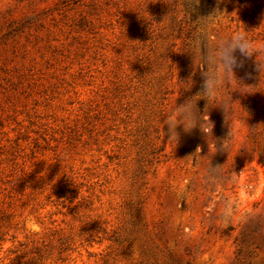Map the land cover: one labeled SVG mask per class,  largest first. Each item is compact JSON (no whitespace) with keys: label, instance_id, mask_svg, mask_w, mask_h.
<instances>
[{"label":"rangeland","instance_id":"374dc122","mask_svg":"<svg viewBox=\"0 0 264 264\" xmlns=\"http://www.w3.org/2000/svg\"><path fill=\"white\" fill-rule=\"evenodd\" d=\"M234 31L264 0H0V264H264V52L201 96Z\"/></svg>","mask_w":264,"mask_h":264},{"label":"clouds","instance_id":"9594fccd","mask_svg":"<svg viewBox=\"0 0 264 264\" xmlns=\"http://www.w3.org/2000/svg\"><path fill=\"white\" fill-rule=\"evenodd\" d=\"M217 19L223 22L222 17ZM239 52L241 57H250L254 51L264 52V44L259 47L253 46V41L246 34L239 31L228 32L212 42L207 60L213 66V71L203 81L201 96L209 99L223 98L224 108H230L227 98L224 96L225 83L233 78L234 68H242V61H238L234 53ZM189 86L191 81L188 82ZM241 91H247L241 89ZM167 111V110H166ZM196 102L188 99L174 107L165 121L169 125L172 138L176 139L175 131L178 124H182L184 130H190L194 126Z\"/></svg>","mask_w":264,"mask_h":264}]
</instances>
